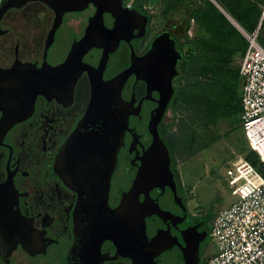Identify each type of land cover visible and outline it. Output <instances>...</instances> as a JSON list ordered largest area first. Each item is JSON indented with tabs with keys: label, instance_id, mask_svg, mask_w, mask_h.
<instances>
[{
	"label": "flooded vegetation",
	"instance_id": "flooded-vegetation-1",
	"mask_svg": "<svg viewBox=\"0 0 264 264\" xmlns=\"http://www.w3.org/2000/svg\"><path fill=\"white\" fill-rule=\"evenodd\" d=\"M144 1L129 7L141 16L126 23L120 37L106 34L115 21L105 13L106 28L98 26L84 48L79 47L83 63L94 70L80 69L76 58L73 69L58 75L40 68L68 59L89 35L96 6L66 13L47 51L55 22L52 8L34 1L2 16L0 264H185L184 231L195 226L199 233L207 232L200 242L201 264L215 247L209 242V226L217 211L191 207L182 167L192 154L177 161L167 134L170 112L181 108L191 85L185 80L193 75V52L185 47L191 42L183 44L178 37L183 28L175 22L174 12L161 7L164 0L154 7ZM165 31L175 38L174 46L163 40L152 49ZM135 56L144 58L136 71H129L122 81L115 79L134 64ZM95 83L105 91L107 130L114 132L119 111L113 95L120 90L123 99L127 126L115 165V156L107 153L115 134L100 143L101 153L95 157L71 147L72 140L62 152L90 107ZM103 83L106 89L101 88ZM99 126L105 128L100 122ZM156 130L168 148L173 179L148 181L135 192ZM161 158L153 157L158 161L153 169L166 155ZM106 194L111 209L126 196L132 206L118 220L97 214L94 210Z\"/></svg>",
	"mask_w": 264,
	"mask_h": 264
},
{
	"label": "water",
	"instance_id": "water-1",
	"mask_svg": "<svg viewBox=\"0 0 264 264\" xmlns=\"http://www.w3.org/2000/svg\"><path fill=\"white\" fill-rule=\"evenodd\" d=\"M34 1H40L50 8H52L55 12V22L54 27L52 28V31L48 37L47 40V46L46 51L50 47V45L54 41V35L57 30V28L62 23L64 16L68 12H74V11H82L85 8H87L90 4H93L96 6L97 11L93 18L90 21V24L88 26L87 33L89 35L84 36L83 40L79 42L71 51V54L69 55L68 59L57 65L52 66L48 65L46 67L40 68V71H49L53 73L54 75H58L66 71L67 69L74 68L73 62L78 58L80 61V69H88L90 71L94 70L91 69L88 65H85L81 59V53L78 52L79 47L84 48L85 42L90 40L91 34L94 33V31L99 27L106 28L105 27V13H109L112 15L115 21V25L112 29H108L106 34H115L122 32L126 28V23H129L130 21H134L137 19L141 14L136 9H131L127 6H125L124 0H3V2L0 5V20L2 16L5 14L6 11H8L10 8L13 7H21L27 3L34 2ZM163 0H148L149 6L154 7L156 4L161 3ZM229 16V15H228ZM230 20L232 23L241 30V25L232 17H230ZM234 20L237 22V24L234 22ZM132 29V28H131ZM118 37V40L120 39ZM117 40V41H118ZM165 40L166 42H172L173 46L175 44V38L171 35L170 31H165L161 36L158 37V39L155 40L153 43V48L158 46L159 41ZM116 41V43H117ZM106 49V47H105ZM106 56L109 55V53L106 51ZM78 55V57H77ZM144 58H138L137 56L134 57V64L126 70L125 72H122L119 74L115 79H119V81H122L128 74L134 73L136 71V66L138 63L143 62ZM100 68V67H99ZM97 69V71L100 69ZM1 70V69H0ZM103 83L102 87L103 89H106V86ZM110 85V84H109ZM108 85V86H109ZM94 92H93V98L90 104V107L84 116L82 122L80 123L77 131L75 134H73L67 143L63 146L62 152L65 148H67L68 143L76 146L77 149L82 151V153L90 154L91 158L95 157V155H100L101 153L100 143L103 145L104 141L108 139L109 136L114 135L113 137V146H111V150H109L107 153L110 154V156L113 154L115 156L117 154V150L122 144L123 140V133L124 129L127 126V119H126V113L124 114V105H123V99L121 96V91L119 90L118 93L113 95V104L118 105V114H115L116 122L114 124V132L111 130H107L108 125L110 123L106 122L107 117V101L105 100V91L96 86V83L94 84ZM112 99V98H110ZM99 122L102 123V127L99 126ZM156 126V125H155ZM109 134V135H108ZM155 142L150 147L149 152L146 156L145 164L143 167H141L140 172L138 174V177L134 184L133 191L137 192L138 189H141L142 186L148 182H157L161 180L162 177H170L173 179V173L169 168V153L168 148L166 144L160 139L159 134L157 130L155 131ZM106 156V153H104ZM166 155V160L161 164L160 167H155L153 169V165H158V161L156 162L153 157L157 156L158 159H162L161 157ZM116 164V156L114 158V165ZM164 168V169H163ZM109 175V174H108ZM109 177V176H108ZM109 181V179H108ZM107 194L105 196V201L102 202L100 205L97 206V209L95 208V212L97 214H108L110 218H115L116 220L119 219L120 214L128 212V209L132 206L130 204L129 199L127 196L123 200V202L114 209H111L108 200H107ZM142 204V203H141ZM141 206V205H140ZM141 212L143 213V205L141 206ZM190 232H192L190 234ZM207 232H201L199 233L197 226L192 228H187L184 231V237L186 244L182 246V251L185 259V264H201V256H200V242L206 237Z\"/></svg>",
	"mask_w": 264,
	"mask_h": 264
},
{
	"label": "built area",
	"instance_id": "built-area-1",
	"mask_svg": "<svg viewBox=\"0 0 264 264\" xmlns=\"http://www.w3.org/2000/svg\"><path fill=\"white\" fill-rule=\"evenodd\" d=\"M136 0H126L131 7ZM3 0H0V5ZM264 19L252 32L241 27L247 48L240 64L242 125L251 149L264 160V45L259 35ZM235 200L221 208L209 226L215 253L202 264H264V175L246 158L227 169Z\"/></svg>",
	"mask_w": 264,
	"mask_h": 264
},
{
	"label": "rangeland",
	"instance_id": "rangeland-1",
	"mask_svg": "<svg viewBox=\"0 0 264 264\" xmlns=\"http://www.w3.org/2000/svg\"><path fill=\"white\" fill-rule=\"evenodd\" d=\"M165 5L166 3H162L161 7L165 8ZM228 15L232 17L229 13ZM206 36L209 38V33ZM259 40L264 44V19ZM192 41L194 43L190 41L191 44L185 47H191L190 51L194 52L193 54L198 53V56L194 55L193 58L192 77L188 75L185 80L201 87L213 85L218 76L207 66V59L200 57L198 39L194 37ZM242 59V55L238 53L228 68H237ZM238 90L241 94L242 86ZM195 91L191 94L192 99L184 94L181 108L178 105L174 112H170L171 126L167 134L177 161L185 159L187 154H192L189 162L182 167L183 178L191 189V207L195 206V211L199 212L209 208L219 211L235 200L229 187L227 169L237 159L245 158L251 147L239 114L229 117L221 114L217 119H213L211 115L206 116L205 107ZM213 252H216L215 247L211 248L210 253Z\"/></svg>",
	"mask_w": 264,
	"mask_h": 264
},
{
	"label": "trees",
	"instance_id": "trees-1",
	"mask_svg": "<svg viewBox=\"0 0 264 264\" xmlns=\"http://www.w3.org/2000/svg\"><path fill=\"white\" fill-rule=\"evenodd\" d=\"M186 1L189 0H166L164 3H166L165 7L168 12H174L179 8L181 2ZM217 1L242 27L249 32L255 30L262 16L264 0ZM144 2H147V0ZM204 2L210 7L208 10H211V12L195 7L189 20L192 17H198L210 35L209 38L206 36L198 39L197 44L200 47V57L207 59V66L212 69L215 76H218V79L214 80L213 85L210 86L201 87L200 85L191 84L186 88V97L189 98L190 96L191 98V94L196 90L200 102L205 107L206 116L210 117L211 115L213 119H217L221 114L224 117L239 114L241 118L242 93H239L238 88L243 86V80L240 75V66L235 69L228 67L232 65L238 53L244 55L247 40L226 16L211 8L212 3L208 0H204ZM190 41L194 43V41ZM192 55V58H194V55L198 56V53ZM245 158L264 175V160L257 152L250 149ZM215 214L214 212L211 216Z\"/></svg>",
	"mask_w": 264,
	"mask_h": 264
},
{
	"label": "crops",
	"instance_id": "crops-1",
	"mask_svg": "<svg viewBox=\"0 0 264 264\" xmlns=\"http://www.w3.org/2000/svg\"><path fill=\"white\" fill-rule=\"evenodd\" d=\"M165 1L166 0H164V2ZM208 1L212 3V9H215L216 11L218 10V12L226 16L227 19L232 22L228 16V13L226 12V9L217 0ZM195 7H200L204 11H208L209 13L211 12V10H208L210 9V7L206 2H204V0H189L186 2H181L179 8L176 9L173 13L175 22L179 23L183 28V31L181 33L178 32V37L181 39L183 44L186 43V40H193L194 37H196L197 39H201L202 37H206V35H208L206 27L202 24V21L198 17H192L189 20L190 14ZM240 54L243 57V53Z\"/></svg>",
	"mask_w": 264,
	"mask_h": 264
},
{
	"label": "bare ground",
	"instance_id": "bare-ground-1",
	"mask_svg": "<svg viewBox=\"0 0 264 264\" xmlns=\"http://www.w3.org/2000/svg\"><path fill=\"white\" fill-rule=\"evenodd\" d=\"M234 22L237 24V22L234 20Z\"/></svg>",
	"mask_w": 264,
	"mask_h": 264
},
{
	"label": "clouds",
	"instance_id": "clouds-1",
	"mask_svg": "<svg viewBox=\"0 0 264 264\" xmlns=\"http://www.w3.org/2000/svg\"><path fill=\"white\" fill-rule=\"evenodd\" d=\"M241 32V30H239Z\"/></svg>",
	"mask_w": 264,
	"mask_h": 264
}]
</instances>
